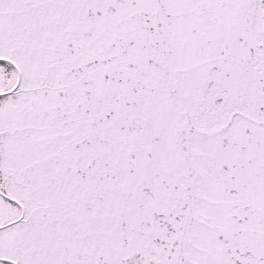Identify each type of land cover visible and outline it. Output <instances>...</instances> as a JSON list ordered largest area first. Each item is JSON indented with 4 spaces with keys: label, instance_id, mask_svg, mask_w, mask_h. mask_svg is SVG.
Masks as SVG:
<instances>
[{
    "label": "snow or ice",
    "instance_id": "1",
    "mask_svg": "<svg viewBox=\"0 0 264 264\" xmlns=\"http://www.w3.org/2000/svg\"><path fill=\"white\" fill-rule=\"evenodd\" d=\"M0 264H264V0H0Z\"/></svg>",
    "mask_w": 264,
    "mask_h": 264
}]
</instances>
